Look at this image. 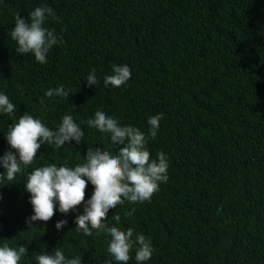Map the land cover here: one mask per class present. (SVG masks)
<instances>
[{
  "label": "trees",
  "instance_id": "trees-1",
  "mask_svg": "<svg viewBox=\"0 0 264 264\" xmlns=\"http://www.w3.org/2000/svg\"><path fill=\"white\" fill-rule=\"evenodd\" d=\"M245 1L222 0L221 6L211 10V4L216 6L212 0H0L1 23L5 27L0 41L5 43L6 52L0 62V87L9 83L17 92L23 82L39 90L42 94L32 98L38 118L55 117L69 107L66 102L53 105L43 100L44 80L48 78L71 91L73 96L69 102L81 103L87 110L123 116V119L130 117L127 113L133 108L130 98L135 88L151 92L173 105L175 121L169 130L172 136L157 146L169 158V180L164 189L170 193L173 187L176 196L170 198L161 192L147 211L143 209L146 213H141L138 220L132 219L133 215L126 217L129 211L122 207L110 209L107 220L109 227L120 230L131 227L137 235H149L169 264L182 261L186 264L189 256L193 263L263 264L259 252H264V220L258 231L260 251L253 249L245 253L233 240L222 237L221 233H212L213 229L204 232L196 243L193 229L169 217L166 208L175 207L179 199L188 200L195 204V221L208 229L214 224L205 221V210L202 204L198 206L199 200L202 203L204 198L241 202L246 194L258 190L264 194V167L258 171L245 168V164L264 160V114L256 110V104L264 102V55L261 54L264 19H257L247 31L246 24L239 27V22L219 16L220 9L239 10ZM82 5L92 8L86 11L87 15L81 12ZM42 6L52 8L57 17H48L44 26L64 41L52 47L43 65L31 53L18 55L16 42L8 39V29L11 32L15 27L17 14L28 19L30 12ZM260 9L264 12V2ZM154 32L153 40L146 41ZM118 43L122 50L116 51ZM116 59L137 64L144 72L191 62L194 69L186 79L190 87L175 91L165 84L157 86L140 72L139 78L123 89L102 87V90L76 93L73 77L79 78L92 68L96 73L104 72ZM257 64L263 69H258ZM15 78L20 80L14 81ZM236 78L253 89L254 100H248L244 108L228 93ZM96 145L99 144L90 137L86 149L79 150L67 163L82 165L89 147ZM97 147L118 155L106 143ZM35 164H42L41 159ZM180 164L198 173L199 180L192 183L179 170ZM1 197L0 244L8 242L26 247L47 243L84 259L88 255L105 254L106 241L100 234L88 239L74 232L72 211L65 216L56 209L50 221L65 219L67 225L59 230L60 236L49 237L39 226L32 225L30 229L26 224L34 213L25 208L22 194L18 196L17 206L4 192ZM90 199L85 195V203ZM243 204L249 206V202ZM149 211H163V215L152 220L148 217ZM114 215L121 217L119 223L112 219ZM45 227L55 230L50 225ZM110 239L107 235L106 240ZM245 247L250 249L249 245Z\"/></svg>",
  "mask_w": 264,
  "mask_h": 264
},
{
  "label": "clouds",
  "instance_id": "clouds-1",
  "mask_svg": "<svg viewBox=\"0 0 264 264\" xmlns=\"http://www.w3.org/2000/svg\"><path fill=\"white\" fill-rule=\"evenodd\" d=\"M212 1L216 6L211 4V10H216L222 4V0ZM263 2L246 0L239 10L228 7L220 9L219 16L239 22V27L246 24L248 31L257 19H264V12L260 9ZM88 5H82L81 8L85 15L86 11L92 9ZM48 17L57 18L53 9L46 6L30 12L28 19L17 14L15 27L11 32L8 29V39L16 42L15 51L18 55L31 53L43 65L52 47L64 43L62 38H57L53 31L44 26ZM4 29L0 17V35ZM154 34L151 33L146 41L153 40ZM4 45L0 41V62L6 55ZM121 48L118 43L116 51ZM261 54L264 55V52ZM190 63L180 62L154 72H144L137 64L116 59L109 63L104 72L96 73V69L92 68L91 72L73 79L76 93L81 94L102 90V87L112 90L126 88L142 72L154 85L165 84L177 89L175 91H182L190 87V83L186 82L194 69ZM257 68L263 69L258 64ZM238 79L228 93L232 100L244 108L248 100H254L253 89ZM13 80L18 81L20 78ZM43 89H46L44 101L53 105L66 102L69 103L68 109L55 117L40 119L32 104V98L42 94L39 90L23 82L17 92L9 83L0 87V200L4 192L9 201L17 206L18 196L22 194L25 208L34 213L26 220V224L30 229L32 225L39 226L49 237L60 236L62 231L59 230L67 225L65 219L50 221L56 209L65 216L72 211L74 232L88 239L100 234L103 240L105 238L106 251L102 256L88 255L84 259L62 251L59 248L61 246L38 243L24 247L7 242L0 244V264H169L168 259L159 254L158 244L149 235H137L131 227L123 230L109 227L107 220L109 210L117 207L129 211L126 217L133 215L132 219L138 220L141 213H146L142 212L143 209L147 211L154 197L157 199L161 192L167 193L170 198L176 196L173 187H170V193L164 189L169 180V158L157 146L169 141L172 136L169 130L175 121L173 105L165 99L162 101L154 97L151 92L135 88L130 98L133 108L126 112L130 117L123 119V116L87 110L81 103L69 102L68 99L73 96L71 91L52 78L44 80ZM256 110L264 114V102L257 103ZM4 126H7L6 130ZM90 137L99 145L108 144L118 151V155L113 156L108 150L96 145L89 147L85 163L76 166L68 164L73 155L86 149ZM37 159H41L42 164L36 165ZM263 167L264 160L245 164L246 169L250 168L248 171H258ZM179 170L189 176L192 183L199 180V174L190 168L180 164ZM85 195L91 197L87 203ZM245 202H249V206L243 204ZM199 204L205 210V221L214 224L213 227L206 229L204 224L195 221V204L188 200L179 199L175 207H166L169 210L167 214L176 222L189 225L196 243L200 242L204 232L213 229L212 233H221L222 237L233 240L238 244L234 245L245 253L253 249L260 251L258 231L264 220V194L261 191L246 194L241 202L204 198V203L199 200ZM162 215L163 211H149L148 217L153 220ZM112 219L119 223L121 217L114 215ZM44 225H50L58 231L44 228ZM107 235L111 237L109 242L106 240ZM259 255L264 264V252H259ZM190 257L186 264H217L193 263Z\"/></svg>",
  "mask_w": 264,
  "mask_h": 264
}]
</instances>
